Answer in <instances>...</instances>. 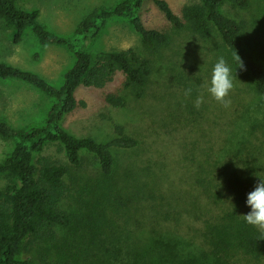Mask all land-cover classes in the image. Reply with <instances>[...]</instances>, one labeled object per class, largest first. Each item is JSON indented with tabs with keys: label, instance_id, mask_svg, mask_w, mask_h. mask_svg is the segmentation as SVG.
<instances>
[{
	"label": "trees",
	"instance_id": "obj_1",
	"mask_svg": "<svg viewBox=\"0 0 264 264\" xmlns=\"http://www.w3.org/2000/svg\"><path fill=\"white\" fill-rule=\"evenodd\" d=\"M143 1L122 0L111 9H94L77 23L72 36L64 37L47 31L38 22V11L20 10L13 0H0V21L14 30V44L29 30L39 46L65 48L74 59L58 87L36 74L0 62V80L23 83L52 101L40 126L15 129L0 120V139L14 144L10 155L0 161V175L8 181L0 190V264H46V259L49 264H84L74 259L60 261L55 251L43 257L31 247L52 242L55 228L68 229L77 220L63 203L77 192L82 177L76 178L72 169L80 168L82 153L91 155L96 163L92 194L116 200L111 207L114 213L119 212L117 205L125 202H134L137 209L152 210L148 212V229L153 236V247L148 252L150 264H264V234L240 217L250 211L247 195L264 180V123L242 120L244 112L254 107H248L250 101L241 105L243 101L230 96L238 108L226 116L231 120L223 124L221 136L215 141L207 138L202 148L196 141L185 145L182 159L187 161V173L178 179L183 187L169 196L159 192L158 181H140L127 171L118 179L113 152L135 149V139L123 136L99 143L89 137L76 138L63 129L64 118L77 107L75 94L80 88L101 89L120 72L125 86L140 95L151 75L148 58L132 49L92 55L84 47L99 37L112 19L126 20L147 54L168 45L166 33L143 26ZM223 1L238 9H247L250 4L249 0H199L198 4L184 6L180 17L163 0H153V4L176 30L186 27L200 40L216 34L230 65L237 64V52L250 78L246 90L259 101L264 97V67L242 45L244 24L221 12ZM106 102L113 107L123 104L114 96H107ZM240 121L242 126L237 125ZM210 127L214 130V123ZM52 145L59 147L66 164L48 157L36 158ZM124 197L125 202H121ZM183 214L189 220L185 233L179 232ZM154 224L160 229L157 233ZM101 225V221H92V243L98 238V253L105 238ZM27 241L29 249L24 248ZM88 264L114 263L92 252V263ZM123 264L136 263L127 260Z\"/></svg>",
	"mask_w": 264,
	"mask_h": 264
},
{
	"label": "rangeland",
	"instance_id": "obj_2",
	"mask_svg": "<svg viewBox=\"0 0 264 264\" xmlns=\"http://www.w3.org/2000/svg\"><path fill=\"white\" fill-rule=\"evenodd\" d=\"M13 1L20 10L38 11V22L47 31L70 37L77 23L94 9H111L122 0ZM163 1L179 17L184 6L199 3V0ZM249 3L247 9H238L223 1L221 12L244 24L242 45L264 67V0H249ZM140 19L146 29L166 33L170 38L168 45L159 48L156 53L147 54L129 23L124 19H112L105 24L99 37L88 41L84 47L92 55L132 49L140 57L148 58L151 75L140 95L126 87L125 77L117 72L101 89L80 88L75 94L77 107L64 118L62 126L76 138L89 137L99 143L123 136L135 139L138 143L135 149L113 152L118 179L126 171L131 172L140 181H158L159 192L169 196L183 187L178 179L187 173L184 167L187 161L182 159L185 145L196 141L197 147L202 148L207 138L217 140L223 124L231 120L226 116L237 111L238 107L235 108L230 96L234 95L235 101H243L241 105L245 101L246 105L251 102L248 107L254 105L253 109L244 112L242 120L246 122L249 119L248 124L264 123V97L257 101L248 94L246 89L250 78L247 71L234 79V88L229 94L231 106L222 107L211 98L205 87L218 57H228L219 37L213 34L209 40H200L186 27L174 29L155 7L153 0L143 1ZM14 33L0 21V62L36 74L58 87L63 74L74 62L73 56L62 47L39 46L29 30L14 44ZM230 66L235 75L238 65ZM188 87L193 90L189 97H185L184 90ZM200 95H203L204 102L196 108L195 101ZM107 96L121 98L122 106H111L106 102ZM51 102L23 83L0 80V120L12 128L27 129L42 125ZM213 123L214 130L210 127ZM237 125L242 126V121ZM13 145L12 141L0 139V161L10 155ZM37 157H48L66 164L57 145L48 146ZM81 158L80 168L72 169L76 178L82 177L77 192H72L63 203V208L77 220L68 229L55 228L52 242L31 247L43 257L55 251L60 261L74 259L84 264L92 263L93 252L114 264H123L127 260L150 264L152 258L148 252L153 247V236L149 232L148 221L152 210L137 209L134 202L126 203L124 197L120 201L125 204L117 205L119 212L114 213L111 207L116 200L92 194V175L96 168L93 157L82 153ZM7 184V178L0 175V190ZM181 220L186 224L182 223L179 232L185 233L189 220L184 214ZM92 221H101L100 230L105 234L101 242L104 246L99 253L98 238L92 243ZM153 226L156 233L160 231L157 224ZM24 248H30L28 241ZM48 262L46 259V264Z\"/></svg>",
	"mask_w": 264,
	"mask_h": 264
},
{
	"label": "clouds",
	"instance_id": "obj_3",
	"mask_svg": "<svg viewBox=\"0 0 264 264\" xmlns=\"http://www.w3.org/2000/svg\"><path fill=\"white\" fill-rule=\"evenodd\" d=\"M234 60L238 64L235 75L227 60L223 56L218 57L212 69L210 81L205 85L211 98L224 108L231 106L229 94L234 88V79L239 74L247 72V66L237 52L234 53ZM192 90V87L185 89L184 96L189 97ZM203 102V95L198 96L195 101V107L199 108ZM246 206L250 208V211L240 217L246 224L264 234V180H260L254 190L247 195Z\"/></svg>",
	"mask_w": 264,
	"mask_h": 264
}]
</instances>
